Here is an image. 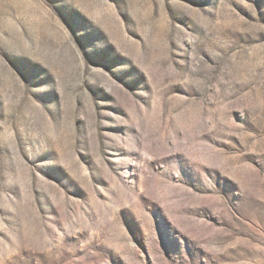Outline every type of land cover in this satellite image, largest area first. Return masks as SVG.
Listing matches in <instances>:
<instances>
[{
	"label": "rangeland",
	"instance_id": "1",
	"mask_svg": "<svg viewBox=\"0 0 264 264\" xmlns=\"http://www.w3.org/2000/svg\"><path fill=\"white\" fill-rule=\"evenodd\" d=\"M0 264H264V0H0Z\"/></svg>",
	"mask_w": 264,
	"mask_h": 264
}]
</instances>
